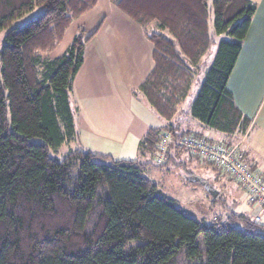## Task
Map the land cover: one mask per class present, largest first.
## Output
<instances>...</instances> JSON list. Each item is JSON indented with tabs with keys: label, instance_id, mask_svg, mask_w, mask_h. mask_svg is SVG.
Returning <instances> with one entry per match:
<instances>
[{
	"label": "trees",
	"instance_id": "16d2710c",
	"mask_svg": "<svg viewBox=\"0 0 264 264\" xmlns=\"http://www.w3.org/2000/svg\"><path fill=\"white\" fill-rule=\"evenodd\" d=\"M98 1L0 0V29H8L0 50V264H264L262 222L234 212L200 221L135 160L80 149L63 158L51 154L76 137L73 82L96 30L80 28L62 56L49 53ZM111 1L154 44V68L135 93L172 120L214 42L209 0ZM212 1L215 33L227 37L191 112L219 132L246 136L253 120L235 103L228 81L257 6ZM36 7L43 8L38 16L14 25ZM162 131L149 130L140 143L155 165Z\"/></svg>",
	"mask_w": 264,
	"mask_h": 264
},
{
	"label": "crops",
	"instance_id": "0c3cea01",
	"mask_svg": "<svg viewBox=\"0 0 264 264\" xmlns=\"http://www.w3.org/2000/svg\"><path fill=\"white\" fill-rule=\"evenodd\" d=\"M250 1L257 9L228 81L235 103L253 120L248 133L254 130L264 110V0ZM80 28L88 33L96 30L86 45L84 62L73 82L71 102L76 109L80 149L116 160L137 161L143 175L183 209L201 216L200 221L224 220L232 212L249 213L248 192L219 166L203 164L175 146H171L162 166L155 165L152 156L140 152L141 140L149 130L162 131L169 125L173 140L188 133L208 137L218 144L231 140L245 152L247 162L264 179L263 157L247 147L254 155L252 162L248 161L245 136L232 137L206 126L192 115L191 107H184L187 100L172 120L165 121L142 95L135 93L154 68V44L141 25L111 0H99L90 11L76 18L49 56H62ZM260 128L264 131V122ZM166 163H173V167L164 169ZM209 166L213 169H208ZM168 177L174 180L173 188L165 182ZM204 181L219 191L216 198L210 195ZM221 196L231 198L232 204Z\"/></svg>",
	"mask_w": 264,
	"mask_h": 264
},
{
	"label": "built area",
	"instance_id": "2783aa9c",
	"mask_svg": "<svg viewBox=\"0 0 264 264\" xmlns=\"http://www.w3.org/2000/svg\"><path fill=\"white\" fill-rule=\"evenodd\" d=\"M188 151L200 162L215 164L225 170L248 192L251 211L246 214L251 220L261 222L264 216V179L257 174L246 160L245 152L235 144L231 147L218 144L212 139L196 134H186L172 140L169 131L161 132L159 147L155 156L157 165H164L170 145Z\"/></svg>",
	"mask_w": 264,
	"mask_h": 264
},
{
	"label": "rangeland",
	"instance_id": "374dc122",
	"mask_svg": "<svg viewBox=\"0 0 264 264\" xmlns=\"http://www.w3.org/2000/svg\"><path fill=\"white\" fill-rule=\"evenodd\" d=\"M212 3L213 1L212 0H209V7L211 9V23H210V29H211V34L213 36V44L211 45L210 49L207 51V53L203 56L202 60L200 61L199 65L202 69L201 71V74L199 76V78L195 81L193 87H192V90L190 92V95L187 99V101L184 103V107L185 108H190L192 103L194 102L195 98H196V95L197 93L199 92L200 90V87H201V84H202V81L205 77V72L206 70L211 66V64L213 63L214 61V58H215V55L217 53V50H218V45L220 43V41L223 39V38H226L227 36L226 35H219V34H216L215 33V30H214V26H213V9H212ZM43 11V8L42 7H36L33 11L27 13L25 16H23L22 18H20L18 21H16L14 23V25H17V26H23L25 25L26 23H28L31 19L35 18L36 16H38L41 12ZM8 29H0V50L3 46V43H4V37L7 33ZM264 110L263 112H261V116L259 118V122H257L258 124L255 126L254 130L249 132L245 137H244V146L246 147H251L252 151L254 152H258L261 154V156L263 157V163H264V131L261 130L260 128V123H263L264 121ZM79 134L76 133V137L74 140L72 141H69V142H65L59 149L57 152H55L53 149L51 150V154L54 155V156H57L59 158H63L66 154H68L71 149L72 150H75V149H80V141L78 140L79 139ZM244 147V148H245ZM181 149V148H179ZM81 150V149H80ZM86 151V150H83V152ZM247 151L249 152V156H248V161L249 162H252L254 155L252 154V151H250L249 149H247ZM252 156V157H251ZM100 162H103L100 160ZM203 163V162H201ZM167 164V163H166ZM204 164V163H203ZM207 164V163H205ZM195 165H197V163H195ZM199 166V165H197ZM173 167V163H168L166 165V167H164V169H169ZM200 167V166H199ZM206 169V168H205ZM208 169H213L212 166H209ZM174 180H172L171 177H168L165 182H167L168 184L172 185V188H173V182ZM221 199H226L228 201V204H232V200L231 198H227L226 196H221L220 197ZM188 214L196 219H202L201 216L193 213L191 210H187ZM262 224H264V219L262 221ZM200 241H201V246L204 247V241H203V238L202 236L200 237Z\"/></svg>",
	"mask_w": 264,
	"mask_h": 264
},
{
	"label": "water",
	"instance_id": "95a60500",
	"mask_svg": "<svg viewBox=\"0 0 264 264\" xmlns=\"http://www.w3.org/2000/svg\"><path fill=\"white\" fill-rule=\"evenodd\" d=\"M202 183L206 186L208 192L210 193V195H212V197L216 198L218 196L219 191L213 185L208 184L205 181Z\"/></svg>",
	"mask_w": 264,
	"mask_h": 264
},
{
	"label": "bare ground",
	"instance_id": "6f19581e",
	"mask_svg": "<svg viewBox=\"0 0 264 264\" xmlns=\"http://www.w3.org/2000/svg\"><path fill=\"white\" fill-rule=\"evenodd\" d=\"M164 131H169V130H164ZM163 132V131H162ZM170 132V131H169ZM188 134H190V133H188ZM192 134H194V133H192ZM186 135V134H185ZM182 137V136H181ZM179 139V138H178ZM177 139V140H178ZM172 140H173V135H172ZM173 141H176V140H173ZM171 146H175V147H177L178 148V146L175 144V143H172L171 145H170V148H171ZM170 148H169V150H170ZM157 149H158V147H157ZM169 152V151H168ZM167 157H168V154H167ZM155 159V158H154ZM249 196V195H248ZM248 214V213H247ZM245 216H246V214H245ZM248 217V216H247Z\"/></svg>",
	"mask_w": 264,
	"mask_h": 264
}]
</instances>
